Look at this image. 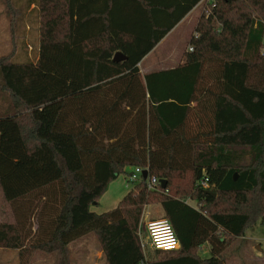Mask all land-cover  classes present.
<instances>
[{"label": "trees", "instance_id": "1", "mask_svg": "<svg viewBox=\"0 0 264 264\" xmlns=\"http://www.w3.org/2000/svg\"><path fill=\"white\" fill-rule=\"evenodd\" d=\"M200 1L28 0L34 57L26 43V60L0 57V190L12 207L0 248L70 264L69 244L93 234L106 264H224L231 241L264 224V0H202L184 62L139 67ZM135 167L159 185L142 174L116 207L91 209ZM153 202L178 249L147 254L139 229Z\"/></svg>", "mask_w": 264, "mask_h": 264}, {"label": "rangeland", "instance_id": "2", "mask_svg": "<svg viewBox=\"0 0 264 264\" xmlns=\"http://www.w3.org/2000/svg\"><path fill=\"white\" fill-rule=\"evenodd\" d=\"M13 2L14 5H13ZM28 0H0V57L4 54L12 53L16 51L17 59L26 60L25 55L26 49L24 50L23 44L26 43L30 55L34 57V50H36L35 44L38 43L39 37V22H38V8L34 7L35 4L28 5ZM37 5V4H36ZM203 7V6H202ZM202 13L199 10L196 12L193 23L190 28L187 29V34L180 37L182 39L181 45L189 42L190 35L194 31V26ZM170 39L164 43L163 52H175V33H172ZM30 45L32 49L30 48ZM188 44L183 50H186ZM175 65V60H168L164 63L155 64L154 68L158 69L161 67H170ZM133 167H130V171ZM188 202L192 205H196L194 200L188 199ZM12 210L11 205H7L2 201V192L0 190V218H8L9 212ZM162 217V210L159 203L153 202L145 206L141 224H140V235L147 243L146 232L144 229V222L149 218ZM36 227V224H33ZM94 238L96 237L93 234ZM91 236V238H92ZM246 237H251L248 240ZM243 237L235 238L231 241L227 249L224 251V264H264V262L252 261L253 254L256 253L254 249V242L260 244L264 249V224L257 222L253 226H249ZM96 239V238H95ZM148 255H153L154 250L147 244L145 247ZM210 245L209 243L203 244L198 250L197 254L202 257L209 255ZM38 252V251H37ZM14 255V256H13ZM77 261V260H76ZM0 264H37L32 261L31 254L26 256L24 259H20L13 249L0 248ZM74 264V263H73ZM102 264V263H99Z\"/></svg>", "mask_w": 264, "mask_h": 264}, {"label": "crops", "instance_id": "3", "mask_svg": "<svg viewBox=\"0 0 264 264\" xmlns=\"http://www.w3.org/2000/svg\"><path fill=\"white\" fill-rule=\"evenodd\" d=\"M203 1L201 0L196 4L176 25L175 27L151 50L139 63V67L142 74L153 70L167 69L170 67H161L158 69L154 68L155 64L164 63L168 60H175V65L177 66L184 62V45H181L182 39L181 36L187 34V29L191 27V23L196 15V12L200 8V12L203 9ZM175 33V52H163L165 41L170 39L171 35ZM131 185L127 183V177L125 174H120L117 178L109 183L108 189L102 195L97 205L91 207L92 210L96 212H103L109 209L116 207L123 197L131 189ZM161 208V207H160ZM162 210V209H161ZM1 219V218H0ZM92 235H85L76 241L69 244V260L70 264H106L103 257L102 250L98 248L96 239ZM248 240L251 237H246ZM254 249L256 253L253 254L252 261L264 262V249L261 245L254 242ZM152 249V248H151ZM146 250V249H145ZM153 250V249H152ZM38 251V252H37ZM147 251V250H146ZM17 254V251H15ZM14 256V255H13ZM18 256V254H17ZM31 259L37 264H60L62 255L58 252L46 253L39 250H34L31 254ZM77 260V261H76Z\"/></svg>", "mask_w": 264, "mask_h": 264}, {"label": "built area", "instance_id": "4", "mask_svg": "<svg viewBox=\"0 0 264 264\" xmlns=\"http://www.w3.org/2000/svg\"><path fill=\"white\" fill-rule=\"evenodd\" d=\"M213 1V0H210ZM189 50H192L193 47L189 45ZM144 168L135 167L134 172L127 177V183L133 185L134 182L139 180L142 175ZM160 181L155 176H150L147 179V186L149 189H155L159 185ZM203 185L206 186V180L202 181ZM144 229L147 237V244L153 249L161 250H175L180 246L178 236L169 221L165 217L159 218H149L144 222Z\"/></svg>", "mask_w": 264, "mask_h": 264}, {"label": "water", "instance_id": "5", "mask_svg": "<svg viewBox=\"0 0 264 264\" xmlns=\"http://www.w3.org/2000/svg\"><path fill=\"white\" fill-rule=\"evenodd\" d=\"M125 58H126V56L123 55V53L120 52V51L116 52L114 54V56H113V60L114 61H120V60L125 59ZM142 174H143L144 177H148V170L147 169H144L143 172H142ZM234 178L235 179L237 178V174L236 173L234 174ZM161 184H162V186L165 187L166 181L165 180H162L161 181ZM209 192H211V191H209ZM212 195L215 196L216 195L215 192H212Z\"/></svg>", "mask_w": 264, "mask_h": 264}]
</instances>
